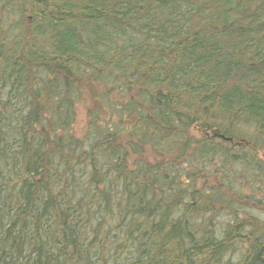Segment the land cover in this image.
<instances>
[{
  "label": "trees",
  "instance_id": "obj_1",
  "mask_svg": "<svg viewBox=\"0 0 264 264\" xmlns=\"http://www.w3.org/2000/svg\"><path fill=\"white\" fill-rule=\"evenodd\" d=\"M263 201L264 0H0V264H264Z\"/></svg>",
  "mask_w": 264,
  "mask_h": 264
},
{
  "label": "rangeland",
  "instance_id": "obj_2",
  "mask_svg": "<svg viewBox=\"0 0 264 264\" xmlns=\"http://www.w3.org/2000/svg\"><path fill=\"white\" fill-rule=\"evenodd\" d=\"M91 104H92V100L88 92L76 104L77 118H76V123L74 125V132H75V135H77L78 137H82L83 135H85L87 131V121H88L87 112ZM193 133L198 134L199 132H197V129H193ZM147 155L151 156L149 152H147ZM245 191L249 192L248 190H245ZM240 204L243 207L247 208L248 211L250 212H251V208H255V204H251L248 201H241ZM263 205H264V201H263ZM252 213L256 215L258 218H260L262 221H264V208H261L258 210L254 209ZM239 216L241 217V219L245 218V215H242V213H240ZM227 219H228V216L225 215V213L219 216V220L222 222H226Z\"/></svg>",
  "mask_w": 264,
  "mask_h": 264
}]
</instances>
